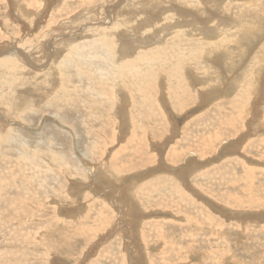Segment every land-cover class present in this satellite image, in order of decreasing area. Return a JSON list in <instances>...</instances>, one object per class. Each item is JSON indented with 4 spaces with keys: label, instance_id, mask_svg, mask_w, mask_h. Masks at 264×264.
I'll list each match as a JSON object with an SVG mask.
<instances>
[{
    "label": "rangeland",
    "instance_id": "rangeland-1",
    "mask_svg": "<svg viewBox=\"0 0 264 264\" xmlns=\"http://www.w3.org/2000/svg\"><path fill=\"white\" fill-rule=\"evenodd\" d=\"M120 1L0 0V264H264V0Z\"/></svg>",
    "mask_w": 264,
    "mask_h": 264
},
{
    "label": "bare ground",
    "instance_id": "bare-ground-1",
    "mask_svg": "<svg viewBox=\"0 0 264 264\" xmlns=\"http://www.w3.org/2000/svg\"><path fill=\"white\" fill-rule=\"evenodd\" d=\"M124 1V4H125V0H122V1H120V3H119V6H120V4L122 3ZM166 9V8H165ZM122 62L124 61V60H121ZM8 63H12V60L10 59V57H8V58H6V59H4L2 62H0V64L1 65H7ZM258 203L259 204H262V202L261 201H258Z\"/></svg>",
    "mask_w": 264,
    "mask_h": 264
}]
</instances>
